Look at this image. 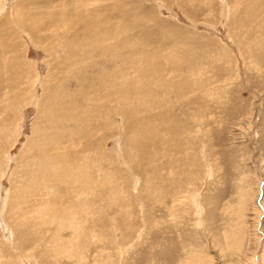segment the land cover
<instances>
[{"label":"rangeland","instance_id":"1","mask_svg":"<svg viewBox=\"0 0 264 264\" xmlns=\"http://www.w3.org/2000/svg\"><path fill=\"white\" fill-rule=\"evenodd\" d=\"M29 13L39 14L42 34L14 25ZM68 18L77 22L71 31ZM75 30L88 48L72 45ZM57 35L73 47L71 60L60 47L46 52ZM0 37L30 66L15 106L0 88L8 128L0 132V264H184L191 250L209 264H264V0H0ZM126 38L134 41L125 47ZM141 42L144 50L132 48ZM77 58L89 70L80 84L112 102L88 123L99 160L89 158L96 183L84 195V230L57 233L46 200L64 203L74 180L53 153L66 150L77 163L73 150L86 138L67 148L38 107L51 120L64 103L52 94L77 96ZM101 76L114 83L103 87L111 96L98 89ZM151 78L161 82L145 84ZM60 121L75 127L76 114Z\"/></svg>","mask_w":264,"mask_h":264},{"label":"bare ground","instance_id":"2","mask_svg":"<svg viewBox=\"0 0 264 264\" xmlns=\"http://www.w3.org/2000/svg\"><path fill=\"white\" fill-rule=\"evenodd\" d=\"M29 14L30 15L27 16L24 21L21 20V19H20V21H18V18L17 17L14 18L12 20L14 22V25L15 26H18L19 31H25L30 36L35 35L37 32L41 33L42 30H40V27L38 25L40 23V22H38V18H39L38 15L39 14L38 15L37 14H34L33 15V13L32 14L29 13ZM80 16L77 15L75 17H78L76 19L81 21L82 20V17L80 18ZM88 16H90V15H88ZM49 17L50 18H53V15H49ZM73 20H75V19H72L71 20L70 18H68V19H65L63 21L64 24H66L67 27H69V29H70L69 31H71L70 25L72 26V23L75 24V25L77 24V22H73ZM88 23H90V22H88ZM53 25H48V28L47 29L48 30L51 29L53 27ZM90 28H92L91 27V23L86 25V29L85 30H86L87 33H88V30ZM80 34H83V32H79V31H76L75 30V32H73V33L70 34V37L72 39H69V40L75 41V44H72V45H75V48L77 46H79V49L84 50V49L88 48L89 46L87 47L86 44L83 45L82 39H80V36H79ZM102 34L103 33L100 32L98 35H102ZM16 35H17V33H16ZM57 36L58 37H56V38L53 39L54 42H53L52 47L49 46V42L47 41L48 42V45L45 48L46 52H48L49 54H51V52H52V54H54L53 51H55V52L58 51V49L60 47V48H63L64 49V51H63L64 54L63 55L66 57V59H68V58L70 59L71 56H73V54H72L73 47H71V52H70V50L68 49L67 44H66L67 42L62 39V38H64V36L61 35V39H60L61 41L59 40L60 35H57ZM41 37L42 38L40 40L44 41L43 40V36H41ZM94 37H95V34L93 35V37L89 36L88 38H85V39H87L89 41L90 38L94 39ZM113 38L115 39L114 41L117 40L115 37H113ZM56 39H58L59 41L57 42ZM124 41H121L120 44L123 43L124 46H125L126 41H128L130 43H133L134 40H132L131 38H126ZM142 43L143 42H141L140 44L137 43L138 44L137 47L134 46V44H133V47L132 48H136L139 51H142V49L144 47ZM115 44H118V42H115ZM106 45H107V48L108 49H111L110 45H108V44H106ZM12 48L14 50V47L10 43H7V42L4 43L3 42V39L0 37V54H1L0 55V59H1L0 60V88H2V89L7 88L8 89L7 91L4 90V93L9 91L12 94L11 97H13V100L11 101V103H13V105L15 106L16 105L15 104L16 102L15 103L13 102L15 100V98H17V97L19 98L20 96H22V94H24V91H26L25 89H22L21 90V87L20 86L25 83V81L27 79L26 78L27 77L26 73H28V69L27 68L30 67V66L27 65V62L26 63L24 62L26 60L25 58H24V60H23V58H20V60L19 59H16L13 56V52H12L13 50H12ZM127 49H131V48H127ZM112 50H113V52H116L118 49H114L113 48ZM73 53H76V52H73ZM128 53L132 54L131 52H128ZM80 59L81 58L75 59L76 61L73 63L75 65V70L77 69L78 72H79L74 77L75 80H77L79 82V83H76V85H75V86H78V89H76V94H75L77 96H74V93L73 94L68 93L66 95V92L65 93H62L60 96H57L55 94H52L51 97H54V98H56L58 100H61L62 99V100H64L63 101L64 103L63 104L61 103V105L57 106V108L56 107L55 108H52V115L53 116L51 117V120H50V118H46L48 116L47 113L49 112L48 107H45V108H44V106L43 107H41V106L38 107V109H41L42 108L43 110H45L47 108L46 109L47 110V113L44 112V116H43V118H45L44 120L50 121L51 122L50 125L53 126V127H55V125H58L60 127L59 132L63 131L64 135L61 136L60 139H62L63 141L66 140V139H70L69 140V143L67 144V148L72 149V147L75 145V142L78 140V138L79 139L86 138L84 141H82L83 144L80 145V147H79L78 150H73V153H72L73 154V158H76L77 161L79 160L77 163H75V161H73V160H68V157H70V154L66 153V150L61 151V150H58L57 149L53 153V154H55L54 155V164L55 165H58V166L65 165V167H67V170H66V178L67 179H71L72 178L74 180V181H72V180L70 181V185L74 184V186L73 187H71V186L67 187V192L66 193H67V195H70V196H68V197L65 198L64 203L61 202L62 200H58V201L57 200H46L48 202L49 201L50 202H54V206L55 207L53 206V211H54L55 215L56 214L58 215L57 217H55V219H57V222L54 220L57 223V226L59 228L57 233L65 230L66 228L69 229V230L71 229L74 233L77 232V234H81L83 232V230H84L83 226H81L79 224V221L83 217L87 216V214H89V213H87V210H86L87 209L86 204H87V201L88 200H87V198L84 195H85V193L88 194V193L94 192L95 191V187L92 184H95L96 183V179L94 178L95 177V174L93 172H91V171L94 170V168L97 165L95 163L92 164L91 161L89 160V158L92 157L93 160H96V161L99 160V158L96 159L97 156L95 154H97V152L96 153L94 152L93 139H92V142H91L92 133H93L92 132L93 131L92 130V124L88 126V123H92V122H90L91 121L90 119L92 117L93 118L94 117H96V118L99 117L98 119H101L103 117L105 107L106 106L108 107V104L111 105L110 102H112L111 98L105 97L107 99H104V97L101 98L102 96L100 97L99 94H98V96L101 99H104V100H102L104 102H102V103L97 102L98 99L96 101L94 99L95 96H94V98H92L93 97L92 96V93H93L92 91L93 90L90 91L91 88H87V87H92L90 85V83L87 82L85 85L80 84L83 81V78L82 77H79V75H81V73H84V72L89 71L88 68H81V67L80 68H77V64L79 63ZM28 64H30V63H28ZM70 64H72V63H70ZM113 67H114V65H113ZM115 67H118V66H115ZM154 67H156V66H154ZM66 68L69 69V67H66ZM91 69H92V66H91L90 70ZM106 71H107V69H106ZM102 72H104V71H102ZM102 72L101 73L100 72L97 73V71H96L94 73V75L95 76H100L101 74H104L105 73V72L104 73H102ZM140 73H142V71ZM172 75L175 76L174 75V72H173ZM176 75H177V72H176ZM32 77H31V79H32ZM100 78H101L100 82L98 80L99 78L97 79L98 80L97 82L100 85V87L98 89L102 90V89H105L106 87H109V88L111 87V88H113V91L115 90V85H114V83L111 82V80L107 79L108 81L105 82L106 80H104V78H102V76ZM151 80H152V78L149 81H147L145 84L148 85ZM29 81H28V83H29ZM35 81H33V82H35ZM94 81H92V84L95 85L97 82H94ZM159 82H161V81H158V79H156V81H151V84H153V83L154 84H157ZM40 87H44V85L41 84ZM47 87L49 89H51L52 88V84H50V86H47ZM103 87H105V88H103ZM111 88L109 90H111ZM45 89L46 88L44 87V90ZM92 89H93V87H92ZM94 90H96V89H94ZM106 91L107 90L105 89L104 93ZM95 92H97V91H95ZM107 93H108L109 96L112 95V93H110V91H107ZM33 94H34V92H33ZM89 94H91V97H89L90 96ZM95 95H96V93H95ZM100 95H102V94H100ZM104 96H107V94H105ZM4 97H2V99ZM117 98L118 97L116 96L115 100ZM44 102H45L44 104L46 105L47 104L46 103V99H45ZM50 102H51L50 106L53 105V102L52 101H50ZM78 106H82L83 110H85L84 108H86V110H87L86 113H90L91 114V112H92V115H90V116L89 115L88 116L80 115V112H79V109H78L79 107ZM7 107L9 108V107H12V106H10L8 104ZM58 108H61V109H58ZM75 109L78 110V112H74ZM64 113H66V114L75 113L76 114V125H75V127H71V126L66 127L68 124L65 121H60V119H62V116H63ZM38 114L41 115V113H38ZM84 116H85V119L83 118ZM83 120L85 121L83 124L84 125L86 124L85 125L86 127H83L82 126ZM2 123H4V122H2ZM1 127L2 126L0 124V132L3 133V134L6 133L7 132V129H8L7 126L6 127H3V128H1ZM93 127H95L94 124H93ZM46 128L47 127H45V129ZM37 130H40V131H42L43 134H46L45 133V130H41V129H37ZM80 142L81 141H78L77 142L78 145H79ZM49 152H51V150ZM72 165H75L76 168L73 169L72 168ZM37 170L40 171L39 169H37ZM52 171H58V170H56V168H53ZM102 178H104V183H105V181H107L106 180L107 179V176H105V174H103V177ZM75 184L77 185V187H75ZM65 190H66V187H65ZM23 200H25V199H23ZM83 202H85V204H83ZM39 203H42V202H38L37 204L39 205ZM38 205H36V207H38ZM45 205L48 207L49 204L44 203V206ZM41 206H43V205H41ZM46 206H45L44 210H46ZM81 206H85L86 208L83 210ZM240 208H241V205L239 206V209ZM49 223H48V225H49ZM57 226H56V228H57ZM238 226L240 227V224ZM43 231H46V230H43ZM239 231L241 232L242 230L240 229ZM44 233H43V235H44ZM227 236L228 235H224V237L226 238V240L229 239V237H227ZM240 236H241V234H240ZM241 238H242V236H241ZM188 251H190V250H188ZM188 251H186V252H188ZM189 253L190 254L185 253L186 255H185L184 259L181 261V263H184V264H209V263H211L210 260L208 259L209 258L208 256H204L202 254H198L194 250H191Z\"/></svg>","mask_w":264,"mask_h":264}]
</instances>
